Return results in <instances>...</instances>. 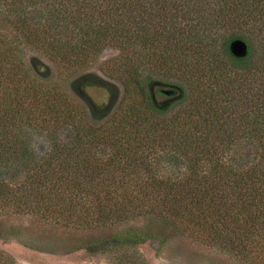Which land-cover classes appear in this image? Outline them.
Wrapping results in <instances>:
<instances>
[{"label": "trees", "instance_id": "trees-1", "mask_svg": "<svg viewBox=\"0 0 264 264\" xmlns=\"http://www.w3.org/2000/svg\"><path fill=\"white\" fill-rule=\"evenodd\" d=\"M108 50L123 95L100 114L72 78ZM16 216L118 264H150L138 247L167 231L264 264V0H0V219Z\"/></svg>", "mask_w": 264, "mask_h": 264}, {"label": "rangeland", "instance_id": "rangeland-1", "mask_svg": "<svg viewBox=\"0 0 264 264\" xmlns=\"http://www.w3.org/2000/svg\"><path fill=\"white\" fill-rule=\"evenodd\" d=\"M114 50L103 53L100 60L92 68L72 78L77 85L81 84L84 100L91 103L100 114L115 110L122 98L123 87L115 79L107 77L103 72L104 63L114 56ZM28 64L34 60H41L47 68L46 77L55 78L52 63L34 52L26 54ZM97 76L116 86V92L106 86L99 85L87 79ZM86 82V84H85ZM163 102L164 98H158ZM90 104V105H91ZM34 146L38 150H45L48 146L43 137L34 139ZM0 232L6 237L0 238V249L11 255L18 264H118V254L114 252L89 254L85 250L71 252L75 240L74 234L57 231L53 227L35 222L30 217H6L0 219ZM135 225V224H134ZM129 226H124L127 229ZM121 230V229H119ZM114 230L100 231L95 236L104 237L114 233ZM169 240L162 244L158 240H151L138 247V250L150 264H243L238 259L219 251L206 244L196 242L189 237L172 235L167 231ZM5 236V235H4ZM76 238H82L77 235ZM75 238V239H76ZM40 248H48L39 249Z\"/></svg>", "mask_w": 264, "mask_h": 264}, {"label": "water", "instance_id": "water-1", "mask_svg": "<svg viewBox=\"0 0 264 264\" xmlns=\"http://www.w3.org/2000/svg\"><path fill=\"white\" fill-rule=\"evenodd\" d=\"M230 51L232 55L236 58L243 59L248 56L249 53V46L248 44L241 39L234 40L230 45ZM176 89H170L164 91L167 95H173L176 93Z\"/></svg>", "mask_w": 264, "mask_h": 264}, {"label": "flooded vegetation", "instance_id": "flooded-vegetation-1", "mask_svg": "<svg viewBox=\"0 0 264 264\" xmlns=\"http://www.w3.org/2000/svg\"><path fill=\"white\" fill-rule=\"evenodd\" d=\"M87 80L92 81V82H95V83H97V84H99V85H102V86H106V88H108L109 90L116 92V91H115V90H116V86H114L113 84H110L109 82H106L105 80H101V79L98 78L97 76H96V77H95V76H90V78L87 79ZM81 84H82V83H80V84L78 85V87H79L80 89H81ZM85 84H86V82H85ZM90 104H91V103H90ZM91 107L93 108V110H97V108H96L95 106H93L92 104H91Z\"/></svg>", "mask_w": 264, "mask_h": 264}]
</instances>
